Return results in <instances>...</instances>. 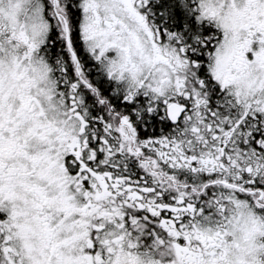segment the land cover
Wrapping results in <instances>:
<instances>
[{
    "label": "snow or ice",
    "instance_id": "snow-or-ice-1",
    "mask_svg": "<svg viewBox=\"0 0 264 264\" xmlns=\"http://www.w3.org/2000/svg\"><path fill=\"white\" fill-rule=\"evenodd\" d=\"M0 264H264V0H0Z\"/></svg>",
    "mask_w": 264,
    "mask_h": 264
}]
</instances>
